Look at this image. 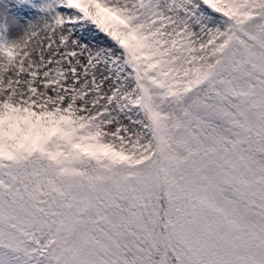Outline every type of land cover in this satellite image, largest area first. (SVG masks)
<instances>
[{
	"label": "snow or ice",
	"instance_id": "1",
	"mask_svg": "<svg viewBox=\"0 0 264 264\" xmlns=\"http://www.w3.org/2000/svg\"><path fill=\"white\" fill-rule=\"evenodd\" d=\"M0 264H264V0H0Z\"/></svg>",
	"mask_w": 264,
	"mask_h": 264
}]
</instances>
